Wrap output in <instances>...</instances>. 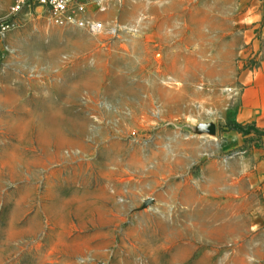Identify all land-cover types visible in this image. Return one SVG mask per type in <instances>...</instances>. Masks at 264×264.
<instances>
[{
	"label": "rangeland",
	"instance_id": "obj_1",
	"mask_svg": "<svg viewBox=\"0 0 264 264\" xmlns=\"http://www.w3.org/2000/svg\"><path fill=\"white\" fill-rule=\"evenodd\" d=\"M253 1L109 0L92 36L0 0V264H264Z\"/></svg>",
	"mask_w": 264,
	"mask_h": 264
},
{
	"label": "crops",
	"instance_id": "obj_2",
	"mask_svg": "<svg viewBox=\"0 0 264 264\" xmlns=\"http://www.w3.org/2000/svg\"><path fill=\"white\" fill-rule=\"evenodd\" d=\"M261 5L263 11L254 12ZM243 18L242 22L244 24H248L249 26L258 24L260 31L257 34H253V29L248 27V30L242 33L245 44L242 51L243 53L247 52L249 55L256 56L257 65L249 76L248 82L241 93V112L239 116L242 121L256 119L259 130L264 133V0H254L248 6ZM191 36L194 37L195 34L191 33ZM172 37L178 39V37L182 36L181 33L176 32ZM261 200L259 218L264 226V190ZM261 232L264 235V230Z\"/></svg>",
	"mask_w": 264,
	"mask_h": 264
},
{
	"label": "built area",
	"instance_id": "obj_3",
	"mask_svg": "<svg viewBox=\"0 0 264 264\" xmlns=\"http://www.w3.org/2000/svg\"><path fill=\"white\" fill-rule=\"evenodd\" d=\"M109 0H13L10 14L15 15L24 6H35L49 12L52 22L60 26L80 29L89 35L96 36L105 32L104 23L96 18V14L107 11ZM94 8V12L90 10ZM12 23L8 20L0 22V35L10 30ZM113 34L115 29L112 30Z\"/></svg>",
	"mask_w": 264,
	"mask_h": 264
}]
</instances>
